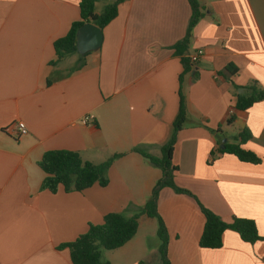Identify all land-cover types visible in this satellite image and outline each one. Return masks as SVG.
<instances>
[{"label": "crops", "instance_id": "crops-1", "mask_svg": "<svg viewBox=\"0 0 264 264\" xmlns=\"http://www.w3.org/2000/svg\"><path fill=\"white\" fill-rule=\"evenodd\" d=\"M80 1L0 0V264H73L60 245L110 213L138 214L162 177L137 150L161 157L172 137L184 71L173 47L186 37L189 1L124 0L102 30L99 50L57 62L54 44L80 19ZM197 1L203 17L184 56L202 54L182 79L187 121L173 154L175 182L225 222L253 220L262 239L246 243L227 230L220 249L201 248L205 217L198 204L164 188L158 212L169 235L168 258L171 264H264V100L236 109L252 85L264 91V0ZM113 2H97L95 13ZM18 122L27 134L5 132ZM247 130L251 138L241 147L259 164L219 152ZM53 150L76 152L95 165L121 157L108 170L106 187L52 194L41 190L45 173L38 163ZM157 231L156 219L140 215L137 234L106 262L149 264L153 257L159 264L158 247L149 249L144 236Z\"/></svg>", "mask_w": 264, "mask_h": 264}, {"label": "trees", "instance_id": "trees-1", "mask_svg": "<svg viewBox=\"0 0 264 264\" xmlns=\"http://www.w3.org/2000/svg\"><path fill=\"white\" fill-rule=\"evenodd\" d=\"M99 1L101 0L80 1V19L73 23L69 33L64 38L57 40L54 44L57 62L62 60L66 55L77 52V32L83 25L92 23L103 30L117 17L119 5L124 2V0H114L113 3L105 7L101 14H97L95 13V5ZM188 1L192 14L187 34L183 41L173 47L175 55L181 58L184 71L180 77V106L178 116L174 122L172 137L162 148L161 157H155L137 150L150 164L161 170L162 177L154 186L149 200L138 214L128 218L120 213H110L104 217L101 224H90L86 233L80 235L72 242L60 245L58 250L68 249L70 251L73 264H109L103 261V250L111 251L119 249L132 240L138 231L140 215H146L149 218L157 220V237L160 241L158 246L159 260L161 264H171L168 258L169 235L167 226L158 212L159 196L164 188H171L176 194L191 197L198 204L205 217V226L199 241L201 248L220 249L223 246V234L227 230L236 232L246 243L254 244L262 239L253 220L234 218L231 222H225L218 215L206 208L191 191L178 186L175 182L179 169L173 163V154L177 136L183 130L187 121L182 79L184 75L191 72L193 67L190 58L184 55L189 47L192 30L203 17V10L198 1ZM231 73L236 74L237 71L231 70ZM249 90L251 91L249 96L241 95L238 97L237 110H247L255 103L264 100V91L256 85H252ZM231 122L232 118L229 119L228 123ZM219 131H214V133H219ZM250 138L251 134L248 130L242 132L238 136L237 144H225L219 152L234 155L242 162L259 164L260 158L258 156L241 147ZM120 157L121 155H114L107 161L95 165L84 161L76 152L66 150L48 151L38 163L41 170L45 173L41 190L57 194L60 190L66 193L83 192L95 184L106 187L108 185L107 172ZM139 264H143V262Z\"/></svg>", "mask_w": 264, "mask_h": 264}, {"label": "water", "instance_id": "water-1", "mask_svg": "<svg viewBox=\"0 0 264 264\" xmlns=\"http://www.w3.org/2000/svg\"><path fill=\"white\" fill-rule=\"evenodd\" d=\"M103 42V32L92 23H86L77 32V52L84 55L100 49Z\"/></svg>", "mask_w": 264, "mask_h": 264}, {"label": "built area", "instance_id": "built-area-1", "mask_svg": "<svg viewBox=\"0 0 264 264\" xmlns=\"http://www.w3.org/2000/svg\"><path fill=\"white\" fill-rule=\"evenodd\" d=\"M201 54H202V51H199L197 55L192 56L190 58L191 62L193 64L197 63L198 62V56H200ZM233 114H234V111L231 110L229 112V116L231 117V116H233ZM83 122L87 123L88 118L86 117ZM5 132L8 134H15V135H17V137H20L22 135L27 134L28 131H27L26 125L23 122H18L16 124H13L10 127L6 128Z\"/></svg>", "mask_w": 264, "mask_h": 264}, {"label": "rangeland", "instance_id": "rangeland-1", "mask_svg": "<svg viewBox=\"0 0 264 264\" xmlns=\"http://www.w3.org/2000/svg\"><path fill=\"white\" fill-rule=\"evenodd\" d=\"M144 236L147 237V242H148V248L149 249H151V248L156 249L159 246V245L158 246L155 245V243L160 244V241H159L157 235H155V234L154 235H151L150 232H147ZM112 251L113 250H111V251L110 250H103V252H102V256H103V253H104V256L102 257L103 258V261L110 260L112 253H114ZM143 261L145 262V260H143ZM149 261H150L149 264H153V263H155V258L151 257V259ZM113 264H118V262L117 261H114ZM159 264H161L160 263V260H159Z\"/></svg>", "mask_w": 264, "mask_h": 264}]
</instances>
